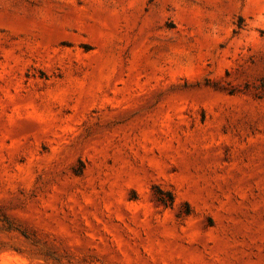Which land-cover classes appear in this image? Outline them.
Returning <instances> with one entry per match:
<instances>
[{"label": "rangeland", "instance_id": "1", "mask_svg": "<svg viewBox=\"0 0 264 264\" xmlns=\"http://www.w3.org/2000/svg\"><path fill=\"white\" fill-rule=\"evenodd\" d=\"M264 0H0V264H264Z\"/></svg>", "mask_w": 264, "mask_h": 264}, {"label": "trees", "instance_id": "2", "mask_svg": "<svg viewBox=\"0 0 264 264\" xmlns=\"http://www.w3.org/2000/svg\"><path fill=\"white\" fill-rule=\"evenodd\" d=\"M260 86H261V88L264 90V78L261 80V82H260Z\"/></svg>", "mask_w": 264, "mask_h": 264}]
</instances>
